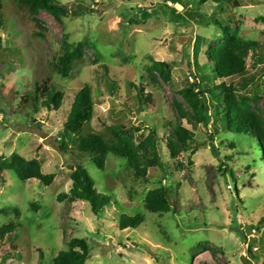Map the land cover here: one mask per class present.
<instances>
[{
	"label": "rangeland",
	"instance_id": "374dc122",
	"mask_svg": "<svg viewBox=\"0 0 264 264\" xmlns=\"http://www.w3.org/2000/svg\"><path fill=\"white\" fill-rule=\"evenodd\" d=\"M5 1L6 9L12 10L14 4ZM57 1L69 13L60 22L40 12L43 39L36 38L33 34L38 30L20 19L15 20L16 29L11 26L13 32L17 30L12 36L0 31L7 49L0 59V159L19 154L37 159L44 174H55L48 187L34 179L22 182L11 171L0 174V227L12 220L22 224L0 246V264H52L72 238L88 241L91 252L86 264H264V161L252 165L258 158L254 139L226 133L211 138V124L196 123L179 93L186 78L195 81V41L205 39L202 49L217 43L219 28L207 25L213 5L188 19L185 8L165 0ZM233 1L226 15L239 27L240 36L257 42L258 49L247 59L246 73L227 83L247 97L255 91L254 106L264 116V0ZM172 9L186 20L175 22ZM143 11L150 15L146 22L130 21L139 19ZM15 38L22 43H15ZM83 40L96 43L100 57L96 59L93 49L86 48L85 60L69 78L55 74L49 65L63 42ZM153 63L166 65L168 81ZM46 77L64 92L62 108L18 114L16 105L22 95ZM84 85L92 88L95 102L91 129L140 125L144 130L138 141L149 129L155 130L168 170H173L175 160L163 137L170 136L176 122L192 131L193 154L182 152L178 161L183 167L171 177L179 183L174 194L176 214H150L144 209L147 193L171 180L164 182L159 169L150 170L148 181L134 183L125 159L109 155L101 171L71 146L63 123ZM63 142L68 145L66 152ZM77 163L88 171L96 189L111 199L99 215L92 214L85 202L57 201L69 192V165ZM138 213L146 222L137 230L117 228L123 214ZM5 252L11 256L4 258Z\"/></svg>",
	"mask_w": 264,
	"mask_h": 264
},
{
	"label": "trees",
	"instance_id": "16d2710c",
	"mask_svg": "<svg viewBox=\"0 0 264 264\" xmlns=\"http://www.w3.org/2000/svg\"><path fill=\"white\" fill-rule=\"evenodd\" d=\"M9 1L14 4L12 10L6 9L5 0H0V31L5 33L7 30L10 36L17 31L13 32L11 26L13 25L16 29L15 20L20 19L23 24H31L34 29L38 30L33 34L36 38L43 39L44 36L40 32L42 22L38 19L39 13L46 12L60 22L69 13L68 8L57 0ZM167 1L185 8L188 19H195L200 16V11L208 5H213L207 25L219 28L220 35L216 38L217 43L202 49L201 45L204 44L205 39L198 38L195 41L193 46L195 81L189 83L186 78V86L181 88L179 93L190 106L196 123L205 127L211 124V138L220 137L222 133L252 137L254 139L252 147L258 156L253 160L252 165L258 167L264 161L262 155V151H264V116L254 106L257 95L255 91L251 92L250 97L239 94L234 90L232 84L227 83L228 80L246 73L247 59L256 54L258 43L242 38L239 34V27L235 26L234 20L229 15H226L228 6L234 2L233 0H165V2ZM172 14L175 15V22L186 20L173 9ZM224 16H226V20L222 19ZM149 17L150 15L143 11L139 19H130V21L136 24L144 23ZM14 42L20 45L21 41L15 38ZM96 46V43L90 40L77 43L63 42L60 54L53 58L49 66L55 74L62 78H69L75 67L85 60L86 48L93 49L96 59L100 57ZM6 50L4 39L0 35V59L4 58ZM153 68L159 71L165 81H168L165 72L167 67L164 63H153ZM149 74H151V70ZM218 79L224 81L214 87L208 86ZM33 87L32 90L24 93L17 103L18 114L35 115L42 109L57 112L62 108L65 94L56 88L51 77L35 82ZM94 110L92 88L89 85H84L74 97L63 128L66 135H69L68 139L74 150L79 155L88 156L101 171L106 169L108 156L113 155L126 160L127 169L134 183L148 181L151 169L162 171L164 182H168L174 171L183 167L178 161L182 152L192 151L193 154L194 134L184 128L181 122H176L172 125L170 136L163 137L171 159L175 160L172 166L173 170H168L167 163L163 161L160 153V139L155 130L149 129L147 136L142 141L137 140L138 134L144 130L140 125L127 127L114 124L105 127L100 132H94L90 126ZM61 148L65 152L68 150L66 142L62 143ZM69 168L72 171L70 175L71 188L68 193L59 195L57 201L85 202L90 207L92 214L103 213L110 205V197L96 189L94 180L81 164L69 165ZM4 171L13 172L22 182L38 180L45 187L50 186L55 178L54 173H43L42 166L37 159L28 160L19 154L0 159V174H3ZM230 175L233 177L231 172ZM178 186L179 183L171 179L166 185L161 183L160 187L149 191L143 201L145 211L158 215L176 214L174 194L177 193ZM4 213L7 214L8 211H4ZM14 213L18 219L19 210H14ZM145 222L146 217L143 214H123L117 228L121 231L137 230ZM21 227L22 224L18 220H12L1 226L0 246L7 236L15 233ZM37 251L41 252V250ZM90 252L91 248L86 239L72 238L67 243V249L60 252L52 264H86ZM10 256V252H5L4 258ZM41 256H43L42 252Z\"/></svg>",
	"mask_w": 264,
	"mask_h": 264
}]
</instances>
